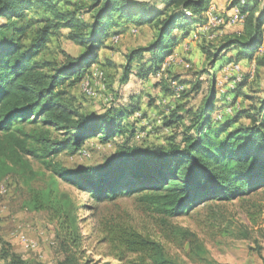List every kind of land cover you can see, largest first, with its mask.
<instances>
[{"label":"trees","instance_id":"16d2710c","mask_svg":"<svg viewBox=\"0 0 264 264\" xmlns=\"http://www.w3.org/2000/svg\"><path fill=\"white\" fill-rule=\"evenodd\" d=\"M238 2L231 0L230 5ZM211 3L212 0H0V20L4 19L0 21V181L24 168L25 158L32 157L53 176L70 181L98 202L136 194L141 205L167 218L187 214L200 204L203 207L230 202L264 190V91L256 103L246 108L224 113L220 119L213 116L220 107H235L241 95L254 99L243 92L250 68L234 90L220 97L212 73L198 106L186 108L179 104L161 118L164 127H182L179 140L170 138L166 146L158 147L125 145L97 167L71 170L57 160L62 153L80 151L94 137L108 142L117 136L127 139L133 135L134 125L124 121L139 111L140 97H130L128 103L103 114L89 115L81 110L71 92L87 77L91 79L93 64L104 78V67H113V62L104 58L103 63L100 56V51L108 48L106 39L133 29L136 32L130 34L134 35L147 26L152 31L151 40L129 50L118 81L126 84L131 76L147 80L161 70L194 25L205 20ZM36 8L46 17L30 16ZM240 11L246 18L239 32L202 46L207 68L235 51L225 63L253 62L251 79L260 75L264 80V52L258 53L264 38V1L240 5ZM79 13L88 14L89 19L81 18ZM62 30L80 47V52L76 56L61 52V61L46 59L50 38ZM169 79L178 77L170 76L165 68L155 86L173 96ZM186 83L196 92L201 85L198 80ZM226 95H231V102ZM139 130L137 134L143 131ZM40 191L31 193V210H50L48 221L54 225L61 254L55 264H92V259L85 258V237L78 225L77 208L65 194L52 200L57 196L50 190L44 202ZM104 227L103 242L109 245L115 264H174L157 240L122 217L113 216ZM243 235H249L247 230ZM0 259L6 264H29L1 237Z\"/></svg>","mask_w":264,"mask_h":264},{"label":"rangeland","instance_id":"374dc122","mask_svg":"<svg viewBox=\"0 0 264 264\" xmlns=\"http://www.w3.org/2000/svg\"><path fill=\"white\" fill-rule=\"evenodd\" d=\"M60 6L63 7V3ZM29 15L36 18L46 17L38 8L31 10ZM79 16L89 19L88 14L79 13ZM221 30L236 32L237 28L222 27ZM151 32L147 26H142L134 35L124 32L116 40L108 37L105 41L108 48L102 49L100 56L103 63L104 58H107L114 65L104 67L106 74L102 86L96 85L95 94L92 96L83 91L84 80L71 88L76 103L89 115L103 114L114 106L128 103L130 97H140L139 111L124 121V124L134 125L132 137L126 139L124 136H117L108 142L94 137L84 143L80 151L60 154L57 160L64 167L71 170L97 167L125 145L158 147L166 146L170 138L180 139L182 127H164L161 118L179 104H185L186 108H195L200 104L209 83L206 72L209 68L202 46L208 42H217L221 36L205 38L200 35L193 36L191 33L188 43L170 55V63L166 66L170 76H176L178 80L188 84L185 85V96L176 102V98L155 86L157 79L141 82L131 76L126 84L118 81L125 64V55L133 48L146 45L151 40ZM58 34L50 38L44 57L61 61V52L78 55L81 49L66 38V30ZM28 39L29 36L25 41ZM224 77L222 72L217 71L216 83L223 90L229 82ZM251 78L247 80L243 92L254 99L239 96L235 107L227 115L234 109L246 108L256 103V98L261 96L264 85L260 83V75ZM193 80L200 81L197 92L186 83ZM149 102H153V105H149ZM244 121L247 122L245 119ZM139 129L143 131L137 134ZM25 162L24 168L16 169L15 173L0 181V237L12 246L13 251L28 260L29 264H55L61 258L54 237V225L48 221L50 210H31V193L38 190L44 194V202L45 194L50 190L57 196L51 197L52 200L65 194L77 208L78 225L85 237V258L92 259V264L117 262L110 253L109 245L103 242L104 224L113 216L122 217L141 233L157 240L174 264H264V190L230 202H214L203 207L200 204L192 207L187 214L167 218L141 205L136 194L98 202L89 192L75 187L70 181L53 176L37 159L26 157ZM246 230L249 233L247 237L243 235ZM21 234L31 240L34 246L26 247L20 240ZM0 264L6 263L0 259Z\"/></svg>","mask_w":264,"mask_h":264},{"label":"built area","instance_id":"2783aa9c","mask_svg":"<svg viewBox=\"0 0 264 264\" xmlns=\"http://www.w3.org/2000/svg\"><path fill=\"white\" fill-rule=\"evenodd\" d=\"M264 0H239L238 4L231 5L230 6V13L225 14L224 12H221L216 9V7L211 3L208 10L205 14V20L201 23H197L193 27L192 34L193 36L200 35V37H207V38H213L216 36H222V27H231L234 25H243L246 15L243 14L240 11V5H245L247 3H261ZM132 33H135L136 31L133 29L131 30ZM115 40L117 36L114 37ZM114 40V39H113ZM171 56H168L167 59L164 61L161 70L152 75L150 78L160 80L162 77V73L165 70L168 59H170ZM93 69L91 74V79L88 77L84 79V82L82 83L83 91L88 95L92 96L95 94V87L96 85L102 86V80L104 78V75L102 71H100L96 66H92ZM221 72L225 75L224 79L229 80L228 84L225 86L224 90L222 88H218L216 83V89L219 97L222 94H227L228 91H232L235 89L236 85L242 82L244 79V73L242 72L241 65L238 62H228L225 65L221 67ZM253 69L250 71L249 77H252L253 75ZM228 75V76H227ZM170 88L173 92L174 98H180V95L186 90V86L178 80H172L169 79ZM226 99L228 102L232 101L231 95H226ZM232 111V106H226L223 108H218L216 112L214 113V118L220 119L221 116L225 113L228 114ZM141 133V132H140ZM20 240L25 244L26 247H33L34 243L29 240L25 235H20Z\"/></svg>","mask_w":264,"mask_h":264},{"label":"crops","instance_id":"0c3cea01","mask_svg":"<svg viewBox=\"0 0 264 264\" xmlns=\"http://www.w3.org/2000/svg\"><path fill=\"white\" fill-rule=\"evenodd\" d=\"M230 1H231V0H212V4H213L214 6H216L217 9L223 11V12L227 15V14L230 13V6H231V5H230ZM231 27H236V28H237L236 32H239V31L242 29V25H234V26H231ZM226 28H227V27H226ZM234 32H235V31H234ZM190 33H191V32H190ZM230 33H233V32H230V31L225 30V31L222 32V36H224V35H226V34H230ZM191 35H192V34H191ZM189 36H190V35H189ZM189 36L186 37V38H184V39H181V40L178 42V44L176 45V47L173 49V53H174L176 50H177V51L180 50V48L184 47V45H185L186 43H188ZM262 52H264V38H263L262 45L260 46V48H259V50H258V53H262ZM173 53H172V54H173ZM172 54H171V56H172ZM233 55H235V51H232V52L226 54V56H224L223 59L218 60V61L214 64V66H213L212 68L209 69V72H210V73L207 75V78L210 79L212 73H215V78H216V73H217V71H218V72H219V71L221 72V67H222L223 65H225V64H226L225 62L227 61V59L230 58V57H232ZM189 57L191 58L192 56L189 55ZM166 59H167V58H166ZM169 63H170V61L168 62V64H169ZM227 63H228V62H227ZM240 64H241V68H242L243 73H244V72H247L249 68H250V70H251V69H253V68L255 67V65H254L253 62L248 63L246 60H241V61H240ZM149 79H151V78H149ZM149 79H147V80H149ZM260 79H261L260 83H261L262 86H263V85H264L263 76H261ZM147 80H144V82H145V81L147 82ZM139 81L143 82V80H139ZM187 85H188V84H187ZM244 88H245V87H244ZM244 88H243V89H244Z\"/></svg>","mask_w":264,"mask_h":264}]
</instances>
